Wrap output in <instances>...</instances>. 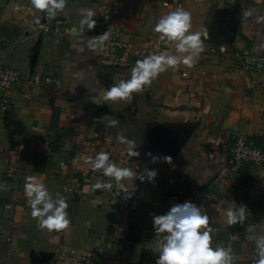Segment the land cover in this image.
<instances>
[{
  "label": "crops",
  "instance_id": "1",
  "mask_svg": "<svg viewBox=\"0 0 264 264\" xmlns=\"http://www.w3.org/2000/svg\"><path fill=\"white\" fill-rule=\"evenodd\" d=\"M178 8L202 34L204 51L193 67L167 69L130 102L94 103L101 89L130 79L137 60L177 55L153 28ZM87 10L96 27L80 34ZM57 16L66 20L62 35L44 33L47 14L31 0H0V62L21 77L2 93L12 108L0 109V264H156L164 234L154 232L152 214L185 201L208 216L213 248H230L234 264H254L249 237L264 235V167L220 172L238 134L264 150V74L245 71L237 58L264 50V0H66ZM109 26L129 47L127 69L102 67L97 47H88ZM34 74L54 83L27 87L22 80ZM106 116L118 125L107 127ZM118 134L134 140L140 155L129 157ZM101 151L137 174L123 181L131 199L114 180L112 190H92L110 179L86 163ZM146 169L157 175L141 183ZM28 175L66 199L67 229L42 230L31 217ZM233 202L248 211L243 222L228 225L223 210Z\"/></svg>",
  "mask_w": 264,
  "mask_h": 264
},
{
  "label": "clouds",
  "instance_id": "2",
  "mask_svg": "<svg viewBox=\"0 0 264 264\" xmlns=\"http://www.w3.org/2000/svg\"><path fill=\"white\" fill-rule=\"evenodd\" d=\"M66 0H31L32 7L40 12H45L47 18H55L65 8ZM250 15V13H249ZM94 13L91 10L82 12L79 20V33L83 34L96 27ZM39 24V17L36 21ZM191 14L182 8L162 16L153 28V32L160 34L159 39L165 44L174 43L177 55L163 51L151 53L143 59L137 60L131 69V77L128 80H120L108 89H101L98 98L93 102L100 105L101 102H130L133 93L141 92L146 86H150L160 73L169 68H176L179 64L192 68L196 59L204 51V42L199 31H191ZM76 28L73 29L75 33ZM110 32L93 36L88 39V47H103L109 40ZM204 38H207L206 33ZM101 122L107 127H115L119 121L106 116ZM116 139L119 143L126 145L129 157L140 155L134 140L127 139L123 134H118ZM148 155H151L149 153ZM159 157H152L156 163ZM165 162L171 163V157H163ZM86 163L90 170L102 171L108 181H97L91 188L96 190H112L116 181L118 192L126 195L125 199H131L133 195H127L128 186L123 181H131L137 174L131 168L121 167L110 159L108 152L101 151L95 158L89 157ZM157 173L155 170L146 169L145 173L139 175L141 183L146 180L154 181ZM25 195L31 208V217L36 218L40 229L49 231H60L67 229L70 225L69 207L66 199L59 193L53 196L45 184L37 175H28L24 183ZM247 206L230 203L223 210L228 225L243 222L247 214ZM209 219L202 214L200 207L191 201L177 203L161 215L152 214L153 230L157 235L164 234L159 241V255L156 264H234L236 257L230 248L215 247L212 245V229L208 227ZM255 241L254 264H264V235H253L249 237Z\"/></svg>",
  "mask_w": 264,
  "mask_h": 264
},
{
  "label": "built area",
  "instance_id": "3",
  "mask_svg": "<svg viewBox=\"0 0 264 264\" xmlns=\"http://www.w3.org/2000/svg\"><path fill=\"white\" fill-rule=\"evenodd\" d=\"M66 25V20L61 16L55 18H46V20L40 24V30L44 33L62 35V29ZM110 32L109 40L105 42L103 47H97L98 63L106 68L112 70H123L130 66L127 59L129 47L126 43L119 41L115 36V28L113 26L106 27L100 30L94 36L103 34L104 32ZM240 66L245 71L255 72L258 74H264V50L258 54H243L237 57ZM21 81V77L18 72L6 67L0 62V109L9 110L12 108V103L9 99L5 98L2 93L11 89L14 85ZM27 87H42L50 86L54 83V80L40 75L34 74L26 79L22 80ZM233 145L231 148V160L220 175L227 177L234 172L242 170L248 165L262 166L264 167V150L249 145L247 137L244 133L238 134L233 139ZM208 197V195H206Z\"/></svg>",
  "mask_w": 264,
  "mask_h": 264
}]
</instances>
